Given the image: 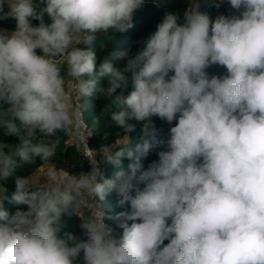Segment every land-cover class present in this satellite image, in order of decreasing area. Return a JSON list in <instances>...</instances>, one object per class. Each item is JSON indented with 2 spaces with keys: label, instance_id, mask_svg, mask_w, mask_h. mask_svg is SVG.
<instances>
[{
  "label": "clouds",
  "instance_id": "clouds-1",
  "mask_svg": "<svg viewBox=\"0 0 264 264\" xmlns=\"http://www.w3.org/2000/svg\"><path fill=\"white\" fill-rule=\"evenodd\" d=\"M43 3L37 11L34 0H0V19L15 21L13 31L0 29V127L19 137L0 142V181L37 158L49 162L58 133L85 135V105L75 106L69 92L79 100L106 97L103 113L118 108L110 120L125 133L142 122L141 142L102 152L118 169L112 178L98 179L95 155L91 171L79 176L51 167L16 176L11 200L26 210H5L0 184V264H76L81 252L83 264H264V0H229L239 15L214 20L191 0L183 23L166 13L145 47L109 52L99 63L78 45L130 29L144 0ZM212 65L227 73L210 76ZM153 117L170 125V137L145 167L158 131ZM39 176L46 182L30 192ZM110 194L121 206L130 202L116 216L120 238L102 210ZM85 195L94 201L92 215L81 211ZM74 214L84 239L61 234Z\"/></svg>",
  "mask_w": 264,
  "mask_h": 264
},
{
  "label": "trees",
  "instance_id": "trees-1",
  "mask_svg": "<svg viewBox=\"0 0 264 264\" xmlns=\"http://www.w3.org/2000/svg\"><path fill=\"white\" fill-rule=\"evenodd\" d=\"M35 7L37 11H39V9L41 8L38 6ZM210 8H215L212 10H221L220 7L210 6ZM5 11H7V8H5ZM164 16L165 14H155L148 7V5H142L139 11L133 16V26L127 31L114 33L110 32V38L105 35L97 34L95 40L91 45L81 44L78 46L85 49L91 48L97 56V63H99L109 52H119L127 48L131 49V53L134 54L137 50L146 46L149 37L157 30V26L162 22ZM45 22H51L47 14H45ZM32 23L35 25L39 22L33 20ZM0 24L13 25V27L15 28V21L11 17H9L8 19H0ZM37 52L38 54H40V50H37ZM125 63L126 59L115 61L116 66L121 68ZM89 78L90 77L87 74L83 76V79ZM107 80V76L101 78L100 84L106 85ZM132 90H134V88L130 83L128 90L125 92V96H127ZM78 101L79 105H85L83 109V117L92 131L90 144L93 147L98 144H108L111 145V152L115 154L116 152L121 151V149L124 147L123 145H121L122 143L130 141L129 146L134 150L135 145L141 142L140 136L143 126L142 122H133L135 123V129L131 133H125L123 129L117 128L115 124L110 120V114L112 111H118L119 109L112 108L109 110L107 115L104 114L103 111L109 104V100L106 97H81L80 100L78 99ZM122 106L123 105H121V107ZM153 121L158 131L156 140L151 142L152 147L150 148L148 155L142 158L145 167H147V165L153 160L158 159L157 152L163 148V144L159 142L167 141V139H169L170 137V125L167 124L166 121L162 120L159 117H153ZM13 123L17 128H23V124L19 119H15ZM56 138L59 140V146L57 148L55 156L51 160L71 158L75 160L76 166H80L84 163V167H80L81 170H85L88 168V163L86 164L83 155L80 153L75 143L70 142V134L58 133ZM0 142L6 144H15L19 142V137L14 134H9L6 127H0ZM121 162L122 167L127 170V166L130 163L129 159L126 156L121 157ZM43 163L44 162L37 158L35 164L25 165L24 167L18 169L16 173L9 178L8 185L10 186V188L7 190L9 199L4 201L5 210L14 212L18 207L26 210V205H17L14 201L11 200V195L15 191V177H28L31 172H33L40 164ZM117 170L118 169L115 165L103 161L101 167L102 176L99 177V180L112 178ZM2 183L3 181H0V184ZM39 185L42 184L30 186L29 191L35 192L39 190ZM104 206L106 209L107 221L112 227H114L115 231L118 234V237L120 238L123 234V230L118 226L116 216L118 213L128 210L130 208V202H126L125 205L121 206L118 203V197L115 194H110L106 198V203L104 204ZM81 224L82 218L79 215L74 214L71 217H65V224L61 229V234L73 233L77 237L84 239L85 237L83 236ZM164 243L167 244L168 241L166 240Z\"/></svg>",
  "mask_w": 264,
  "mask_h": 264
},
{
  "label": "rangeland",
  "instance_id": "rangeland-1",
  "mask_svg": "<svg viewBox=\"0 0 264 264\" xmlns=\"http://www.w3.org/2000/svg\"><path fill=\"white\" fill-rule=\"evenodd\" d=\"M198 3L200 6L199 10L202 12H206L209 15L210 19H212V20H214L218 15H221V14H223V15H232V14L239 15V12H237V10H235L231 7L229 0H198ZM217 4L219 6H217ZM34 5L38 6V7H43L44 6L43 0H34ZM143 5H148V7L155 14H166L169 12L174 13L178 16V23H183L184 22V13L191 6V0H144ZM210 6L220 7L221 10H212L215 8H210ZM139 9L135 11L134 15L139 11ZM2 25L6 29L11 30V31H13L15 29L13 27V25H8V24H2ZM98 35H105L108 38H110L111 34L110 33L105 34V33L101 32V33H98ZM207 72L209 73L210 76L211 75L222 76V75L227 73V70H226V68H224L222 66L212 65L211 67H209L207 69ZM69 140L71 141V143H75L73 135H70ZM108 146H109L108 144H105V145L104 144H98V145L94 146V149L96 150V153L99 156V158L101 159L102 163L104 161L102 152ZM83 158H84V156H83ZM85 161H86V159H85ZM86 164H87V161H86ZM85 166H87V165H85ZM49 167L58 170L61 173V175L65 174L67 172L70 175L79 176L81 174V172H83L80 167H84V163L81 164L80 166H76L75 160L71 159V158H63L61 160H50L49 162H44L43 164H40L33 172L30 173L29 176H33L34 174H37V175L42 174ZM45 182H46V177L39 176L37 178V183H35L33 185L44 184ZM2 184L7 190L10 188V186L8 185L9 179L7 181H3ZM80 208H81L82 213H84L85 216L91 214L90 213V210H91L90 196L85 195L84 198H82L80 200ZM76 264H83V253L82 252H81L79 258L77 259Z\"/></svg>",
  "mask_w": 264,
  "mask_h": 264
},
{
  "label": "built area",
  "instance_id": "built-area-1",
  "mask_svg": "<svg viewBox=\"0 0 264 264\" xmlns=\"http://www.w3.org/2000/svg\"><path fill=\"white\" fill-rule=\"evenodd\" d=\"M75 106H79V101L78 99H76L75 101ZM84 124L82 125V131L85 133V135H81L79 137H74L75 140V144L78 148V150L80 151V153L84 156V158L86 159L87 163H88V168L85 170H82L83 172L81 173H87L90 172L92 169V164L90 162V159L95 155V160L97 162V165L101 171V167H102V162L101 159L99 158V156L96 153V150L94 149V147L90 144V139H91V135H92V131L90 129V127L88 126L87 122L85 121L84 117ZM99 179V177H98ZM91 200V210H90V215L95 213V204L94 201L92 200V198L90 197ZM102 210L106 213V209L105 206L103 205ZM105 223L111 227L113 229V227L108 223L107 221V214L105 216ZM114 231V235L118 237V234L116 233V231L113 229Z\"/></svg>",
  "mask_w": 264,
  "mask_h": 264
},
{
  "label": "crops",
  "instance_id": "crops-1",
  "mask_svg": "<svg viewBox=\"0 0 264 264\" xmlns=\"http://www.w3.org/2000/svg\"><path fill=\"white\" fill-rule=\"evenodd\" d=\"M6 8V7H5ZM0 29H6L2 24H0ZM8 30V29H7ZM9 32H11V30H8ZM62 74H64V75H66V71H64V72H62ZM68 83L69 84H71L72 83V81H71V79L69 78L68 79ZM69 96H70V99L74 102V104H75V101H76V99H77V97H76V94L74 93V92H69ZM71 142V141H70Z\"/></svg>",
  "mask_w": 264,
  "mask_h": 264
}]
</instances>
